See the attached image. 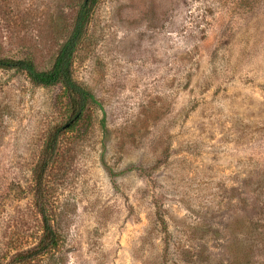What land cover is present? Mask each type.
Instances as JSON below:
<instances>
[{"label": "rangeland", "instance_id": "obj_1", "mask_svg": "<svg viewBox=\"0 0 264 264\" xmlns=\"http://www.w3.org/2000/svg\"><path fill=\"white\" fill-rule=\"evenodd\" d=\"M84 2L0 0V58L51 68ZM74 77L98 105L73 120L0 69V264H264V0H98Z\"/></svg>", "mask_w": 264, "mask_h": 264}, {"label": "trees", "instance_id": "obj_2", "mask_svg": "<svg viewBox=\"0 0 264 264\" xmlns=\"http://www.w3.org/2000/svg\"><path fill=\"white\" fill-rule=\"evenodd\" d=\"M98 0H85L75 16L73 29L61 46L53 65L48 70H39L30 59L12 60L0 58V69L15 70L26 75L36 86L63 87L73 113V120L80 119L86 112L88 105H98L95 95L82 86L74 77L75 60L79 48L87 35L91 23L93 8ZM60 131L57 130L48 137L39 163L34 172L35 208L42 220V235L39 239V254L49 253L58 247L56 231L53 227L45 192V176L53 163L60 142ZM30 257L22 258L20 262L28 261Z\"/></svg>", "mask_w": 264, "mask_h": 264}]
</instances>
